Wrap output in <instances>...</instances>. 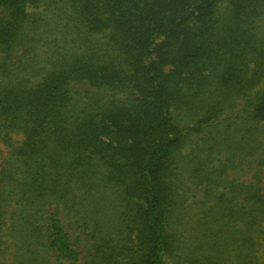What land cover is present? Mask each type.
Segmentation results:
<instances>
[{
  "label": "trees",
  "instance_id": "obj_1",
  "mask_svg": "<svg viewBox=\"0 0 264 264\" xmlns=\"http://www.w3.org/2000/svg\"><path fill=\"white\" fill-rule=\"evenodd\" d=\"M29 3L0 0V142L21 136L0 170V258L8 221L14 264H166L202 173L204 264H264V0H46L45 19ZM209 129L227 157L182 185L181 146Z\"/></svg>",
  "mask_w": 264,
  "mask_h": 264
},
{
  "label": "rangeland",
  "instance_id": "obj_2",
  "mask_svg": "<svg viewBox=\"0 0 264 264\" xmlns=\"http://www.w3.org/2000/svg\"><path fill=\"white\" fill-rule=\"evenodd\" d=\"M45 2L46 0H32V3H29L28 12L36 17L41 19L47 18L48 12L45 10ZM49 18L51 15H48ZM52 35L48 33V38ZM183 116V115H181ZM180 117V116H179ZM189 118V119H188ZM191 117L182 118L181 124L188 125L191 122ZM223 135L221 130H202L200 133L194 134V136H190L188 141L181 146L182 148L179 151L178 160L180 165L184 167V174H183V181L182 185L189 184L190 180L189 170L191 169L192 165H198L199 161L204 163L207 167L216 168L227 157V152L222 151L220 147H208L211 140H219ZM13 146H6L2 142H0V170L5 166V162L8 159L10 151L17 146V143L21 141L20 135H13ZM264 147V143H263ZM262 157V153L257 158ZM255 159V158H254ZM254 161V160H253ZM185 165V166H184ZM248 167L243 165L241 168L234 169V170H227L224 174L223 179L227 180H236L241 181L244 180L245 177L250 178V176L255 171L256 165L252 164L250 169L245 168ZM206 184L204 180H202V173L196 175L195 182L191 181V189H183L185 191L184 201L179 210H181L180 214L183 217L181 225L177 227L181 234L183 245H179L174 254L176 256L170 258H166V264H204L207 259V251L204 250V242L203 239L200 238L198 241L202 243V249H196L195 245L196 241H192L189 237L190 236H199L197 235V226L200 223V218L203 216V213L207 212L210 201L209 197H206V193L204 190ZM16 207L15 203H11V205L7 208L9 217V213ZM9 222L7 221L5 233L7 237H5L6 246L8 247L6 250V254L0 258V264H14L13 257L14 253L16 252V247L18 245V240L14 239L7 231ZM196 227V230H193ZM194 231V232H192ZM194 242V243H193ZM193 243L194 246L190 245ZM262 259H264V241L262 242V250L261 254ZM195 257V258H194ZM194 259H198L195 261ZM194 260V261H193ZM199 262V263H198ZM231 258H222L219 260H213V264H232Z\"/></svg>",
  "mask_w": 264,
  "mask_h": 264
}]
</instances>
